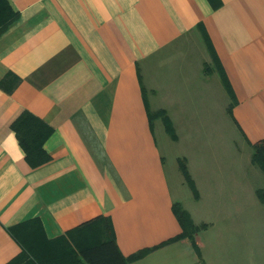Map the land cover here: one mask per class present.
I'll list each match as a JSON object with an SVG mask.
<instances>
[{"label": "crops", "instance_id": "1", "mask_svg": "<svg viewBox=\"0 0 264 264\" xmlns=\"http://www.w3.org/2000/svg\"><path fill=\"white\" fill-rule=\"evenodd\" d=\"M6 1L17 16L0 34V264L23 244L54 246L70 232L77 247L99 243V216L126 257L153 248L129 264H204L200 230V252L187 237L167 242L183 231L176 202L200 225L175 195L163 140L176 150L175 175L187 165L197 201L218 191L195 175L205 147L186 137L204 135L199 122L219 126L227 109L254 163L264 139V0ZM25 111L52 129L38 166L13 128ZM161 111L176 138L152 117Z\"/></svg>", "mask_w": 264, "mask_h": 264}, {"label": "rangeland", "instance_id": "2", "mask_svg": "<svg viewBox=\"0 0 264 264\" xmlns=\"http://www.w3.org/2000/svg\"><path fill=\"white\" fill-rule=\"evenodd\" d=\"M199 123L204 135L186 137L187 145L205 147L203 170H195V175L201 188L207 177L215 182L211 187L218 189L215 193L207 191L197 201L200 195L195 196L191 185L181 183L185 182L183 173L177 171L179 177L175 175L176 150L170 148L167 140H163V145L175 195L184 198L200 225L203 263L264 264V201L258 195V190L264 188V172L249 158L251 148L239 149L245 145L244 138L232 125L227 109L219 126L212 120ZM203 146H193V153ZM246 176L250 180L246 181ZM77 240L71 234L54 246L27 249V255L38 264H61L64 258L66 261V253L78 248Z\"/></svg>", "mask_w": 264, "mask_h": 264}, {"label": "trees", "instance_id": "3", "mask_svg": "<svg viewBox=\"0 0 264 264\" xmlns=\"http://www.w3.org/2000/svg\"><path fill=\"white\" fill-rule=\"evenodd\" d=\"M16 16V12L10 7L9 3L6 0H0V34L6 30L10 22ZM159 115L163 117L166 130L176 138L173 124L165 112L161 111L158 114H152V117L154 118ZM13 128L17 131L21 144L26 151L27 159L33 166H38L49 160L50 156L43 147L45 139L52 130L49 125L29 111H25L13 122ZM253 146V162L259 165L264 172V139L257 141ZM180 167L187 182L193 188L195 196H198V190L185 162L180 161ZM258 195L260 199L264 201V188L258 190ZM173 209L182 225L183 231L167 242L187 237L193 242L198 252H200V248L196 242V233L199 231L200 226L195 224L189 211L186 210L180 202H176L173 205ZM97 219L105 220L104 224L107 238L99 243L71 250V252L66 253V261L64 258L63 261L61 260V264H129L133 259L142 257L153 249L147 248L129 258L126 257L119 249L110 219L105 217L102 218V216H99ZM71 234L72 232L68 233L66 236H70ZM23 245L24 248L21 254L8 264H38L32 261L27 255V249L33 247L27 244Z\"/></svg>", "mask_w": 264, "mask_h": 264}]
</instances>
